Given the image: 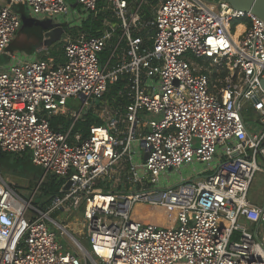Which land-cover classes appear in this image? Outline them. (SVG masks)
Masks as SVG:
<instances>
[{
	"label": "built area",
	"instance_id": "obj_1",
	"mask_svg": "<svg viewBox=\"0 0 264 264\" xmlns=\"http://www.w3.org/2000/svg\"><path fill=\"white\" fill-rule=\"evenodd\" d=\"M16 7L65 25L61 61L10 51ZM0 55V152L44 171L31 200L0 176V264H264V201L250 197L264 174L262 18L225 0H0ZM50 175L59 192L39 207ZM138 205L162 224L134 219ZM81 209L90 249L52 217Z\"/></svg>",
	"mask_w": 264,
	"mask_h": 264
},
{
	"label": "rangeland",
	"instance_id": "obj_2",
	"mask_svg": "<svg viewBox=\"0 0 264 264\" xmlns=\"http://www.w3.org/2000/svg\"><path fill=\"white\" fill-rule=\"evenodd\" d=\"M26 19H22L21 27L19 30V39L14 44L13 51L19 50V46H25L27 48H32L34 51V46L36 42L33 39H42L45 34V29L47 28V22L51 19H36L34 21L30 20L29 15H24ZM32 19V18H31ZM54 23V21H53ZM32 40V42H30ZM57 43L51 44V49L55 48ZM18 47V48H17ZM17 54L21 55L20 51H16ZM9 58L0 55V65L8 64ZM83 105V101L80 98L72 97L67 101V109L70 114L77 113ZM243 116L245 122L247 123L249 129L253 133H260L263 130V125L260 122V116L255 113L250 104L245 103V108L243 109ZM260 166L264 169V161L259 159ZM204 165L185 166L180 171H175L173 173L166 174V180H169L171 183L178 181L181 177L187 178L194 176L195 172L202 169ZM44 171L41 168L35 167L31 163V159L26 154L23 155H13L8 154L0 157V176L9 184H11L16 191L27 200H31L35 189L37 188L40 179L43 177ZM209 174H204L195 177V180H201L208 177ZM50 179L56 181L59 184V181L55 177L50 175ZM250 197L262 204L264 201V174L257 173L255 181L252 185L250 191ZM48 198L39 192L35 197L34 204L42 207L46 205ZM162 212L155 208H150L145 205H138L133 209V218L141 221H149L162 224L163 221ZM53 218H56L60 222H66L69 225V229L72 231V234L81 240L84 246L87 249H90V244L86 239L80 238L83 230V209L80 212L69 213L64 211H58L55 214H52ZM165 219V218H164ZM167 219V218H166ZM250 229L249 231L253 232L254 229L246 222L241 223ZM264 235V226L260 229V237Z\"/></svg>",
	"mask_w": 264,
	"mask_h": 264
},
{
	"label": "water",
	"instance_id": "obj_3",
	"mask_svg": "<svg viewBox=\"0 0 264 264\" xmlns=\"http://www.w3.org/2000/svg\"><path fill=\"white\" fill-rule=\"evenodd\" d=\"M231 4L235 9L251 12L264 20V0H225ZM75 5H73L74 7ZM32 18V19H31ZM30 20L34 21L35 18L31 17ZM22 19H26L22 16ZM47 28L45 29V34L40 42L36 43L34 50L41 48L43 46L50 47L53 43H60L62 41V35L64 32V24L53 23L52 20H48ZM262 87L264 88V81H262ZM147 158V157H146ZM171 171V170H170ZM69 183L66 189L70 187Z\"/></svg>",
	"mask_w": 264,
	"mask_h": 264
},
{
	"label": "trees",
	"instance_id": "obj_4",
	"mask_svg": "<svg viewBox=\"0 0 264 264\" xmlns=\"http://www.w3.org/2000/svg\"><path fill=\"white\" fill-rule=\"evenodd\" d=\"M18 11H20V13L22 14V16H26V12H24V9L21 7H16ZM101 18L95 19L93 20L92 18L83 25V29L87 32H90L91 29H96L97 27L100 26V22H101ZM40 42V41H39ZM13 44V43H12ZM12 44L10 46V50H12ZM61 44H57L55 45V48L53 49L52 55H54L55 57H57V60H62V55L63 52L61 50ZM33 53L32 50L29 49L28 53ZM119 88V85H110L109 87V95H115L117 89ZM92 122H94V117L92 114H89L87 116V120L85 123L80 124L78 127H87L88 125H90ZM99 125H101V121L98 122ZM85 138L88 136V129L86 128L85 130ZM10 153H2L0 152V157L8 155ZM41 193H43V195H45L47 198H50L54 195H56L59 192V184L56 183V181H54L53 179L49 180L48 182H45L42 184L41 188H40Z\"/></svg>",
	"mask_w": 264,
	"mask_h": 264
},
{
	"label": "crops",
	"instance_id": "obj_5",
	"mask_svg": "<svg viewBox=\"0 0 264 264\" xmlns=\"http://www.w3.org/2000/svg\"><path fill=\"white\" fill-rule=\"evenodd\" d=\"M3 4V3H2ZM19 32V31H18ZM19 36H20V34L19 33H17V36H16V38H15V40L13 41V44H12V49H13V47H14V44L18 41V39H19ZM36 43H38L39 41H41V40H37V39H33ZM30 42H32V40L30 41ZM18 48V47H17ZM29 49L31 50L32 48H27V47H25V46H22V45H20L19 46V50H10L12 53H16V51H20L22 54V56H24V57H30V56H33L34 55V53H35V50L33 51V53H28V51H29Z\"/></svg>",
	"mask_w": 264,
	"mask_h": 264
},
{
	"label": "bare ground",
	"instance_id": "obj_6",
	"mask_svg": "<svg viewBox=\"0 0 264 264\" xmlns=\"http://www.w3.org/2000/svg\"><path fill=\"white\" fill-rule=\"evenodd\" d=\"M162 223V222H161Z\"/></svg>",
	"mask_w": 264,
	"mask_h": 264
}]
</instances>
